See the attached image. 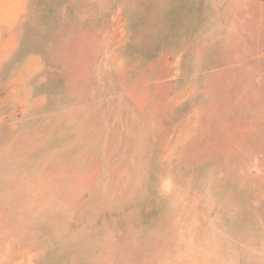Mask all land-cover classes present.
<instances>
[{"label": "rangeland", "instance_id": "rangeland-1", "mask_svg": "<svg viewBox=\"0 0 264 264\" xmlns=\"http://www.w3.org/2000/svg\"><path fill=\"white\" fill-rule=\"evenodd\" d=\"M0 264H264V0H0Z\"/></svg>", "mask_w": 264, "mask_h": 264}]
</instances>
